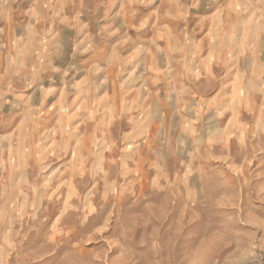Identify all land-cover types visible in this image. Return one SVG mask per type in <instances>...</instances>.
I'll return each instance as SVG.
<instances>
[{"label":"clouds","instance_id":"1","mask_svg":"<svg viewBox=\"0 0 264 264\" xmlns=\"http://www.w3.org/2000/svg\"><path fill=\"white\" fill-rule=\"evenodd\" d=\"M262 37L264 0H0V264H264V183L212 163L264 153Z\"/></svg>","mask_w":264,"mask_h":264},{"label":"rangeland","instance_id":"2","mask_svg":"<svg viewBox=\"0 0 264 264\" xmlns=\"http://www.w3.org/2000/svg\"><path fill=\"white\" fill-rule=\"evenodd\" d=\"M262 39H264V37H262ZM162 41L164 40L162 39L160 41V46L164 47L165 44H163ZM209 71L211 72L213 76H215L216 73L219 71L215 61L211 63ZM211 95H215V92H212ZM80 115H82V113L77 114V116L73 118L71 115V109L65 110V117L68 119L69 127H71L72 125H74L75 123L79 121ZM244 115H247V114H244ZM47 126H48V123H41L40 125L41 130ZM58 137H59V134H57V138ZM71 158H72V153L68 152L65 156L61 158L59 163H63L64 160H70ZM38 159H39V153H37L35 157V160H38ZM35 160H29L28 164L31 165L35 163ZM261 160H264V153L258 154L255 159H251L248 157H240V158L234 159L232 155L231 142H230L228 154L224 156H219L212 161L213 164L220 165L225 170L227 179H228V184L226 185V189L228 191H231L233 188H236V187L240 189L242 193L241 204H240L241 209L245 208V206L249 204V191H251V202L254 203L257 207L260 204V200L257 199L256 197L259 191V185L261 183H264V177L257 178L256 172L254 170L256 169L257 164ZM7 165H8L7 158L0 159V169L7 167ZM70 179H71V184L64 186L61 189V192L63 193V199L67 200L68 203L74 205L76 203L77 196L80 195L81 193V189L77 185L75 178L70 177ZM136 187L139 192L143 193L145 196L147 195V181L146 180H142L141 183L138 184ZM229 203L230 202L225 201L226 206ZM225 210H232V209H230L229 207H226ZM174 212H175V206H173V211L169 213V215L174 214ZM48 223L49 222L46 221L45 226H47ZM245 227L255 231V226L252 224L246 225ZM259 235H261V233L258 232L257 239L259 238ZM92 243H94V241L90 242V246Z\"/></svg>","mask_w":264,"mask_h":264},{"label":"crops","instance_id":"3","mask_svg":"<svg viewBox=\"0 0 264 264\" xmlns=\"http://www.w3.org/2000/svg\"><path fill=\"white\" fill-rule=\"evenodd\" d=\"M163 42V44H165L166 45V41L164 40V41H162ZM206 55V54H205Z\"/></svg>","mask_w":264,"mask_h":264}]
</instances>
